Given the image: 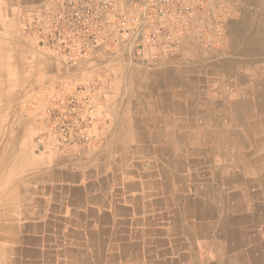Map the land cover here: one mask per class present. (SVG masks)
Instances as JSON below:
<instances>
[{
    "label": "crops",
    "instance_id": "1",
    "mask_svg": "<svg viewBox=\"0 0 264 264\" xmlns=\"http://www.w3.org/2000/svg\"><path fill=\"white\" fill-rule=\"evenodd\" d=\"M47 1L0 0V223L14 240L0 264L195 261L184 197H196L198 212L215 208L213 221L225 205L195 196L188 184L198 169L222 165L205 154L212 144L198 151L193 129L211 122L219 135L223 114L253 108L239 102L249 103L254 82L264 81V0H238L241 13L225 24L223 42L202 44L192 34L168 53L144 42L145 28L131 26L127 37L113 31L108 42L91 45L74 67L26 30L24 14ZM128 2L120 0L119 10L131 12ZM77 89L100 120L86 148L45 138L43 127L44 110ZM36 131L41 142L33 139ZM175 135L183 136L182 172L159 150L165 144L168 151ZM213 250L210 243L205 254Z\"/></svg>",
    "mask_w": 264,
    "mask_h": 264
},
{
    "label": "bare ground",
    "instance_id": "2",
    "mask_svg": "<svg viewBox=\"0 0 264 264\" xmlns=\"http://www.w3.org/2000/svg\"><path fill=\"white\" fill-rule=\"evenodd\" d=\"M239 82V80L233 81V83L238 84ZM252 87V96L249 97V103L241 100L239 104L250 107L252 105L253 108L246 111L233 110V112H228L229 115L227 116L223 114V117L220 118L221 120L217 119L223 122L221 128L217 129L219 135L214 133L211 122L206 126L193 129L195 133L192 134V139L194 138L197 142L196 144H199L200 148H198V151L203 153L202 146L212 144L213 148L207 150L205 154H210L215 163H221L222 165H215L210 170L198 169L194 174L188 176V184L194 188L195 196L209 198L213 202L221 200L223 205H225V209L223 208L222 217L218 216V219L213 221L212 219H215L214 216L216 214L215 208H208L198 212L194 208V206H197L196 204L200 205L196 203V197L193 198L191 195L184 197L183 200L188 202L190 206L183 213L188 218L184 232L198 250L196 260L194 261L192 258L189 264H264V81L256 80ZM233 107L235 108V106ZM176 113L178 114L177 111ZM218 138L221 142H215V139ZM171 140L173 141L170 142L171 145L168 147V151H166L165 144L161 145L160 154L173 164L176 171L182 172L184 167L182 169L179 162L180 149L178 147L183 141V136L175 135L172 136ZM150 156L152 157V155ZM193 164L194 162L191 161V165ZM168 180L170 181V179ZM165 181L166 179L164 183ZM180 181V177L177 176L173 179L175 186L180 185ZM190 185L188 186L190 187ZM194 218H198L200 223L196 224L193 221ZM7 226L9 225L7 224ZM7 226L0 223V262L4 259L9 260V252L11 250L6 244L9 240L11 243L14 242L13 237L9 235L12 233V229H7ZM35 241L37 243L38 239ZM32 242L34 243V241ZM210 243L216 248V251L213 250L210 255H206L205 253ZM25 250L26 247L22 248V251ZM36 251L38 250L36 249ZM221 251L223 252V258L220 257Z\"/></svg>",
    "mask_w": 264,
    "mask_h": 264
},
{
    "label": "built area",
    "instance_id": "3",
    "mask_svg": "<svg viewBox=\"0 0 264 264\" xmlns=\"http://www.w3.org/2000/svg\"><path fill=\"white\" fill-rule=\"evenodd\" d=\"M119 5L120 0H49L28 15L27 29L40 46L74 67L91 45L108 42L113 31L127 37L131 26H142L150 48L174 53L192 34L202 44H210V38L223 42L225 24L241 13L238 0H129L131 12ZM99 123L79 89L44 110L48 135L70 147H89Z\"/></svg>",
    "mask_w": 264,
    "mask_h": 264
},
{
    "label": "rangeland",
    "instance_id": "4",
    "mask_svg": "<svg viewBox=\"0 0 264 264\" xmlns=\"http://www.w3.org/2000/svg\"><path fill=\"white\" fill-rule=\"evenodd\" d=\"M24 17L27 19L28 15L26 16V15L24 14ZM27 28H28V27L26 26V30H28ZM36 39H37V37H36ZM37 42H38V40H37ZM47 136H48V137H51V138H53V139H55L54 137L48 135V133H47V135H46L45 138H47ZM33 139H34L35 142H41V141L44 139V136L42 137L40 133L37 134V131H36L35 134L33 135ZM39 140H40V141H39ZM55 140H56V139H55ZM57 141H58V140H57ZM80 148H82V147H80Z\"/></svg>",
    "mask_w": 264,
    "mask_h": 264
}]
</instances>
